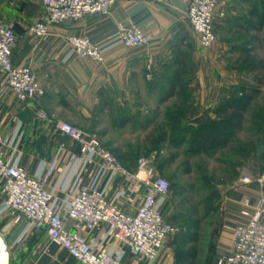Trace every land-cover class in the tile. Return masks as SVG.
Instances as JSON below:
<instances>
[{"label":"crops","instance_id":"0c3cea01","mask_svg":"<svg viewBox=\"0 0 264 264\" xmlns=\"http://www.w3.org/2000/svg\"><path fill=\"white\" fill-rule=\"evenodd\" d=\"M44 19L40 0H0V20L12 24L16 35L11 60L32 67L45 90L26 106L12 93L0 95L5 161L34 178L52 167L47 188L57 212L66 196L88 188L101 190L120 210L134 214L148 193L134 178L138 160L145 159L155 174L164 173L163 159L185 152L193 136L204 135L206 154L190 157L208 160V181L218 202L203 217L213 222L209 255L200 257L193 249L189 257L190 264H214L229 252L232 229L248 221L242 211H264V180L259 181L264 168V0H222L211 21L216 41L201 55L183 0H119L106 15L51 25L46 38L34 40L27 27ZM129 20L149 37L146 46L110 44L102 63L68 57V38L106 45L117 23ZM60 122L94 135L121 170L104 171L95 157L81 156L57 130ZM246 175L251 182L242 184ZM157 207L166 218L169 196L159 198ZM0 235L10 264H77L51 245L43 230L28 231L27 223L13 224L5 214ZM87 240L95 250L116 249L105 225L89 232ZM118 259L174 264L175 254L166 242L153 262L139 261L126 249Z\"/></svg>","mask_w":264,"mask_h":264},{"label":"built area","instance_id":"2783aa9c","mask_svg":"<svg viewBox=\"0 0 264 264\" xmlns=\"http://www.w3.org/2000/svg\"><path fill=\"white\" fill-rule=\"evenodd\" d=\"M118 1L40 0L45 19L28 25L27 32L34 40H42L48 36L51 25L106 15ZM221 1L183 0L187 20L202 49L216 41L211 21ZM15 41L13 25L0 20V95L12 93L18 103L26 106L41 99L45 90L32 67L12 62L11 50ZM149 41V37L129 20L117 23L106 45H97L87 37L68 38V57L75 55L102 63L104 51L110 44L141 48ZM38 115L44 117L41 111ZM57 130L75 144L81 156L95 157L102 170H121L111 152L94 135L67 122L58 123ZM5 143V137L0 133V216L8 215L13 224L27 223L31 232L43 230L48 242L64 250L77 264H124L118 259L121 249H126L139 261L153 262L169 237L175 234L176 229L157 207L159 198L169 196L170 184L147 167L145 159L138 160L134 178L147 186L148 193L134 214L120 210L101 190L88 188L66 196L62 211L57 212L52 205L53 193L47 188L52 167L41 178L29 176L22 166L5 161L2 151ZM263 180L264 168L259 175V181ZM240 181L248 184L251 179L246 175ZM244 204L247 206V202ZM242 215L248 221L232 229L229 252L216 257L214 264H264V211L258 208L249 215L244 210ZM100 225L106 226L116 245L113 253L95 250L88 243L87 234Z\"/></svg>","mask_w":264,"mask_h":264},{"label":"rangeland","instance_id":"374dc122","mask_svg":"<svg viewBox=\"0 0 264 264\" xmlns=\"http://www.w3.org/2000/svg\"><path fill=\"white\" fill-rule=\"evenodd\" d=\"M203 51L205 49H199L200 55ZM209 172L205 156L190 157L181 150L164 173L156 174L173 185L166 220L176 229L175 234L167 240L175 254L174 264H190V254L187 258L179 255L190 253L193 249L198 250L200 257L209 255L206 243L213 222L203 217L211 211V205L218 202L208 181ZM190 237L195 244H192Z\"/></svg>","mask_w":264,"mask_h":264},{"label":"trees","instance_id":"16d2710c","mask_svg":"<svg viewBox=\"0 0 264 264\" xmlns=\"http://www.w3.org/2000/svg\"><path fill=\"white\" fill-rule=\"evenodd\" d=\"M193 137H194L193 140L190 141L189 148L184 152V154L186 156L197 155V154H206V152H207V143H208L206 137H204V135H199V134L196 135V136H193ZM173 143H174V141H173ZM174 157L175 156L170 155L169 157L163 159L161 165L162 166H167L169 163L172 162ZM169 184H170V192H171L173 185L170 182H169ZM214 195H215V193H214ZM190 239L192 241L194 240L191 237H190ZM189 254L190 253H188V252L187 253L183 252L179 256L183 257V258H187V256H189Z\"/></svg>","mask_w":264,"mask_h":264},{"label":"water","instance_id":"95a60500","mask_svg":"<svg viewBox=\"0 0 264 264\" xmlns=\"http://www.w3.org/2000/svg\"><path fill=\"white\" fill-rule=\"evenodd\" d=\"M0 264H10V256L2 236L0 235Z\"/></svg>","mask_w":264,"mask_h":264}]
</instances>
